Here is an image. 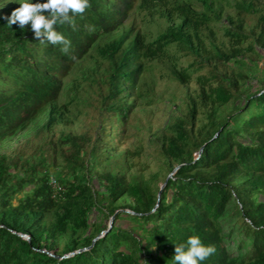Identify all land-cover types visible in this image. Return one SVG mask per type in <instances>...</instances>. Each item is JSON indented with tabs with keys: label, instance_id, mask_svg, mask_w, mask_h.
<instances>
[{
	"label": "trees",
	"instance_id": "trees-1",
	"mask_svg": "<svg viewBox=\"0 0 264 264\" xmlns=\"http://www.w3.org/2000/svg\"><path fill=\"white\" fill-rule=\"evenodd\" d=\"M89 2L91 7L83 16L74 17L75 29L68 23L55 26L71 43L67 54L60 51V44H41L31 24L20 28L18 22L9 25L7 18L0 19V75L8 77L11 85L0 90V141L47 108L44 131L69 124L67 103L50 106L58 99L64 78L91 48L107 64L94 130L77 135L50 131L37 156L19 146L0 153V264H174L175 246L186 247L190 236L215 246V254L200 264H264V88L246 93L244 103L220 120L214 119L213 109L206 112L207 122L195 127L205 102L222 105L238 96L245 77L229 62L241 53V44L251 39L246 50L257 53V47L264 53V1L233 0L237 12L252 16L254 22L248 32L241 30L243 17L234 27H225L231 43L226 50L212 43L206 46L200 35L220 11L194 13L171 0ZM135 7L149 14L158 12L167 20L180 19L150 41L139 32L129 39V28L114 39L96 42L121 26ZM171 43L193 56L186 67L173 73L175 80L188 82L195 73L200 85L194 97H186L184 113L175 114L156 135L159 155L177 167L157 197L146 182L127 183L121 175L101 173L102 203L110 215L113 204L124 195L134 204L128 206L130 213H115L110 228L96 238L81 237L97 192L75 178L58 177L60 190L55 191L48 183L47 168L60 158L72 169L81 164L82 151L96 159L112 142L121 141L133 108L127 101L143 71L142 60L170 58ZM243 105L244 115L239 112ZM238 177L243 179L233 183ZM122 215L141 225L143 234L115 225ZM67 232L76 237L67 242L64 253H73L55 257L41 250L44 237L54 239Z\"/></svg>",
	"mask_w": 264,
	"mask_h": 264
},
{
	"label": "rangeland",
	"instance_id": "rangeland-1",
	"mask_svg": "<svg viewBox=\"0 0 264 264\" xmlns=\"http://www.w3.org/2000/svg\"><path fill=\"white\" fill-rule=\"evenodd\" d=\"M175 4H183L194 13L212 15V11H220L217 20H212L206 28L200 30L204 44L217 45L221 49H229L231 43L224 35L225 27H234L236 20L243 17L242 31H250L254 18L240 14L233 6V0H171ZM264 1V0H263ZM46 0H31V3H44ZM20 0H0V19L8 18L12 11L20 7ZM163 13L162 10H159ZM179 17L175 16L167 20L158 12L149 14L145 11L133 8L126 20L113 32L101 36L96 42L101 44L116 38L121 32L131 28L129 39L139 32L145 41H150L158 34L164 32L168 25H176ZM28 24H31L29 22ZM195 42L193 41V44ZM251 39L241 44V53L236 60L230 61L229 66L235 72L244 75L245 79L238 96L231 101L214 105L210 101L198 110L195 119V127H200L207 122L206 112L214 110V119L220 120L232 113L235 108L244 103V95L264 88V53L255 47L257 53L246 50ZM169 57H156L151 60L143 59V71L139 77L135 92L127 103H133V108L126 122L123 138L119 143L112 142L108 150H104L99 158H92L83 151L79 154L81 164L74 168L67 167L57 158V164L47 168L48 177L71 180L75 178L77 183L85 184L97 192L94 206L87 214L88 227L81 235L91 234L95 237L102 234V227L113 223V216L117 212H128V206H132L133 200L124 195L119 198L113 207L115 211L109 214L104 206L101 196L105 194V181L100 177L101 173L108 172L113 175H121L127 183L134 181L146 182L155 192L171 173L174 165L169 164L158 153L156 135L173 118L175 114L185 111L186 97H194L200 85L196 80V74L190 75L188 82L179 83L173 73L186 67L193 56L181 49L175 43L168 47ZM106 62L97 58L92 48L79 60L64 78L58 99L50 106H58L67 103L68 115L65 118L69 124H55L50 131L56 135L68 133L81 134L88 130H94L98 125V92L100 82L106 70ZM200 72H203L201 70ZM11 87L8 77L0 75V90H8ZM244 105L240 108L243 115ZM48 109V108H47ZM47 109L32 119L24 128L19 129L14 135L0 141V153L8 152L19 146L28 153L40 154L42 142L49 136L50 131H44L41 126L47 117ZM243 177L236 178L233 183H238ZM30 187H26L28 190ZM21 192L17 198L22 195ZM15 201H13V204ZM1 215V211H0ZM236 226L238 222L232 221ZM115 225L125 227L136 233L143 234L142 226L128 219L125 215L118 218ZM22 238L25 234L18 233ZM76 237L67 232L54 239L44 237L41 242V250L52 256H64L67 242ZM234 244V241H233Z\"/></svg>",
	"mask_w": 264,
	"mask_h": 264
},
{
	"label": "clouds",
	"instance_id": "clouds-1",
	"mask_svg": "<svg viewBox=\"0 0 264 264\" xmlns=\"http://www.w3.org/2000/svg\"><path fill=\"white\" fill-rule=\"evenodd\" d=\"M20 7L12 11L7 18L8 24L18 22L24 28L31 22V30L41 44L62 45L60 51L67 54L71 43L55 30V26L70 24L74 29L76 16H83L91 7L89 0H46L44 3H31V0H20ZM47 12V15L43 13ZM92 30V26H87ZM76 60V57H72ZM174 264H200L216 252L215 246L205 245L198 236H190L185 245L175 246Z\"/></svg>",
	"mask_w": 264,
	"mask_h": 264
},
{
	"label": "built area",
	"instance_id": "built-area-1",
	"mask_svg": "<svg viewBox=\"0 0 264 264\" xmlns=\"http://www.w3.org/2000/svg\"><path fill=\"white\" fill-rule=\"evenodd\" d=\"M48 183H49V185H51V187L55 191L60 190V186L58 185V183L56 182V180L53 177H51V176L48 177Z\"/></svg>",
	"mask_w": 264,
	"mask_h": 264
},
{
	"label": "water",
	"instance_id": "water-1",
	"mask_svg": "<svg viewBox=\"0 0 264 264\" xmlns=\"http://www.w3.org/2000/svg\"><path fill=\"white\" fill-rule=\"evenodd\" d=\"M176 167H177V165L172 169V171H171V173L166 177V178H168L171 174H173V172L175 171V169H176ZM165 178V179H166ZM165 181V180H164ZM164 183V182H163ZM163 183H162V185H163ZM162 185L159 187V189H158V191L156 192V197L158 196V193H159V190H160V188L162 187ZM110 228V223L107 225V227H106V229L102 232V233H104L106 230H108ZM94 238H96V237H94ZM78 250H80V249H78ZM78 250H75L74 252H77ZM71 253H73V252H70V253H68V254H71ZM67 254V255H68ZM64 256H66V255H64Z\"/></svg>",
	"mask_w": 264,
	"mask_h": 264
}]
</instances>
